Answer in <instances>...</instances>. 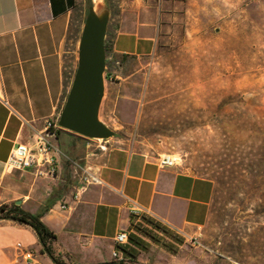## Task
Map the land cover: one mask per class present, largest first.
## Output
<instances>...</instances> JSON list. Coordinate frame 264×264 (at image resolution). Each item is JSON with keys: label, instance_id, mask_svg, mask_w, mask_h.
Returning a JSON list of instances; mask_svg holds the SVG:
<instances>
[{"label": "crops", "instance_id": "obj_1", "mask_svg": "<svg viewBox=\"0 0 264 264\" xmlns=\"http://www.w3.org/2000/svg\"><path fill=\"white\" fill-rule=\"evenodd\" d=\"M166 2L122 0L112 53L154 54ZM86 4L87 0H0V207L20 201L16 206L32 214L46 209L42 222L56 235L53 249L64 264L120 262L115 252L129 264H161L152 263L155 250L177 253L185 243L182 237L166 241L156 234L149 217L184 235L199 236L212 215L211 179L179 166L161 167L157 158L127 148L94 149V140L63 129L54 137L58 149L54 177L6 167L15 147H32L46 122L59 120L78 68V62L69 61L70 47ZM77 166L89 168L100 183L80 190ZM133 208L142 210V219L134 216ZM122 231L146 248L131 239L118 247L115 237ZM122 248L136 255L134 262ZM24 249L34 252L33 264H55L42 252L32 227L0 220V264H29L22 257Z\"/></svg>", "mask_w": 264, "mask_h": 264}, {"label": "rangeland", "instance_id": "obj_2", "mask_svg": "<svg viewBox=\"0 0 264 264\" xmlns=\"http://www.w3.org/2000/svg\"><path fill=\"white\" fill-rule=\"evenodd\" d=\"M91 1L110 9V47L122 0ZM162 13L154 54L107 60L100 117L115 135L94 149L173 154L214 182L200 245L157 249L152 263L264 264V0H167Z\"/></svg>", "mask_w": 264, "mask_h": 264}, {"label": "water", "instance_id": "obj_3", "mask_svg": "<svg viewBox=\"0 0 264 264\" xmlns=\"http://www.w3.org/2000/svg\"><path fill=\"white\" fill-rule=\"evenodd\" d=\"M110 18L107 7L89 8L79 41L78 68L58 120L61 129L92 140H108L115 135L100 117L106 89Z\"/></svg>", "mask_w": 264, "mask_h": 264}, {"label": "built area", "instance_id": "obj_4", "mask_svg": "<svg viewBox=\"0 0 264 264\" xmlns=\"http://www.w3.org/2000/svg\"><path fill=\"white\" fill-rule=\"evenodd\" d=\"M59 128L58 120H48L46 122L45 129L36 134L32 147L18 145L12 150L8 161L6 162V167L10 170H33L40 178L54 177L57 172V161L55 154L58 151L54 137L56 135V131ZM157 159L158 164L161 167L173 168L178 167L181 164L180 157L173 154H164L159 156ZM77 168L80 171L81 181L83 183L80 190L85 189L88 185L100 183V179L95 174H93L89 168L83 166H77ZM132 212L138 219H142L143 216L141 209L133 208ZM149 218L152 222L150 223L152 229L156 232V234L163 237L166 241L182 237L185 244L188 243L194 246L200 245L198 236L184 235L170 227V225L156 220L154 217ZM129 241L130 234L125 231L118 233L115 237V243L118 247H124L128 245ZM18 248L21 249L22 246L19 244ZM22 257L28 261L29 264H33L35 261L34 252L31 250L24 249L22 251ZM114 258L119 259V261H124V259L119 256L118 252L114 253Z\"/></svg>", "mask_w": 264, "mask_h": 264}, {"label": "trees", "instance_id": "obj_5", "mask_svg": "<svg viewBox=\"0 0 264 264\" xmlns=\"http://www.w3.org/2000/svg\"><path fill=\"white\" fill-rule=\"evenodd\" d=\"M91 7H93V5H92V1L90 0L89 8ZM106 52H107V60L114 58L115 54L112 53V45H110V47L106 45ZM123 57H127V56H123ZM45 211L46 209H43L38 214H32L23 210L20 206H16L15 204L3 205L0 207V220H13L18 223L26 224L32 227L39 238L40 244L42 245L43 248L42 252L47 254L55 264H64L59 259V257L55 255L53 249V242L56 239V235L52 231H50L49 228L42 222V216L45 213ZM144 233L148 235L146 231H144ZM130 239L136 246H139L141 248H146V245L137 238L130 236ZM122 250L130 257V263L134 262V260L136 259V255L130 250L124 248H122ZM112 264H129V263H126L125 261H120Z\"/></svg>", "mask_w": 264, "mask_h": 264}, {"label": "bare ground", "instance_id": "obj_6", "mask_svg": "<svg viewBox=\"0 0 264 264\" xmlns=\"http://www.w3.org/2000/svg\"><path fill=\"white\" fill-rule=\"evenodd\" d=\"M101 141V140H100Z\"/></svg>", "mask_w": 264, "mask_h": 264}]
</instances>
